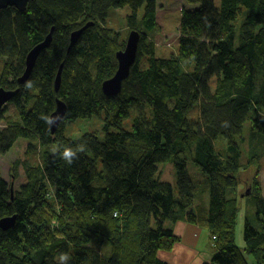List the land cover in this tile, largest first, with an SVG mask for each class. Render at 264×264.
<instances>
[{
  "label": "trees",
  "instance_id": "16d2710c",
  "mask_svg": "<svg viewBox=\"0 0 264 264\" xmlns=\"http://www.w3.org/2000/svg\"><path fill=\"white\" fill-rule=\"evenodd\" d=\"M186 1L195 6L181 10L179 42L168 57L155 56L154 44L147 43L146 33L157 25L156 0H31L23 11L0 8V87L17 90L8 102L18 112L8 121L6 106L0 108L6 122L0 154L21 138L42 147L87 146L71 165L59 153L25 165L26 181L15 190L0 174V220L15 217L12 227L0 228V264H56L61 252L70 254L69 264H168L158 251L180 239L165 222L198 221L187 153L209 180L200 219L215 253L202 264H264V198L249 189L259 227L245 220L239 245L238 198L228 192L241 168L234 138L249 117L248 145L264 153V0ZM123 7L129 9L126 35H140L137 55L121 91L106 96L102 82L115 74L126 35L105 22L111 8ZM87 22L69 47L71 33ZM51 28V42L26 80L34 87L27 90L17 79L28 52ZM57 99L66 112L52 134L40 116L50 117ZM194 107L197 118L191 119ZM93 116L103 119V139L64 134L68 122ZM220 136L228 141L223 153L214 145ZM162 163L172 165L176 193L158 177ZM92 243L107 245L111 254L102 256Z\"/></svg>",
  "mask_w": 264,
  "mask_h": 264
},
{
  "label": "rangeland",
  "instance_id": "374dc122",
  "mask_svg": "<svg viewBox=\"0 0 264 264\" xmlns=\"http://www.w3.org/2000/svg\"><path fill=\"white\" fill-rule=\"evenodd\" d=\"M218 4L220 0H215ZM195 5L188 4L186 0H156V28L155 31L146 33L147 43L152 42L153 49L155 50V56L168 57L171 53H174L175 48L179 42V19L180 13L183 8H193ZM129 13L128 7L123 8H111L109 10L108 17L106 18L105 25L109 28H113L119 33L126 35L127 27L125 23V16ZM243 18V13L240 14L235 21V25L239 26ZM129 33V32H128ZM127 33V35H128ZM126 35V38H127ZM139 43V42H138ZM4 58L0 57V73L3 70ZM2 75V73H1ZM6 117L7 120H15L18 118V112L14 104L7 102ZM198 108L194 107L189 114L191 119L197 118ZM103 117V116H102ZM125 119L122 123L124 127H131L132 118ZM250 118V117H249ZM249 118L243 124L241 136H235V141L238 142V146L241 151V168L237 173L238 184L235 189H229V196L235 194L238 198L239 212L238 220H242V226L245 220H249L258 228L259 221L257 222L255 214V203L252 195L245 194L247 189L255 191L264 198V153L251 149L248 145L249 135ZM6 121V120H5ZM131 123V124H130ZM6 122L0 121V125H4ZM84 133H95L100 139L104 138L103 133V119L98 116L91 118H79L68 122L64 126V134L71 139H78ZM241 137L244 139L241 140ZM215 141V149L220 153L226 150L228 141L225 138L218 137ZM55 144H51L47 147H42L34 139H18L15 141L11 149L0 154V174L4 180H6L13 190L18 189L25 183L24 166L28 164H40L46 154H51L52 149L55 148ZM252 151V152H251ZM257 157H252L256 156ZM187 157V169L191 179L194 181L197 187V200L195 203V211L202 214L204 208L208 207V177L202 173L200 168L196 166L189 155ZM159 173L158 177L162 180L172 183L174 192H177L175 184V173L170 163H162L158 165ZM256 183V184H255ZM258 187V189L256 187ZM243 195V196H242ZM245 212L243 214L242 212ZM171 222H165V226H171ZM91 246L95 247L98 253L107 257L111 254L110 248L107 245H97L92 243ZM160 252V250L158 251ZM212 258V257H211ZM211 258L204 259V262H209ZM202 264V263H199Z\"/></svg>",
  "mask_w": 264,
  "mask_h": 264
},
{
  "label": "water",
  "instance_id": "95a60500",
  "mask_svg": "<svg viewBox=\"0 0 264 264\" xmlns=\"http://www.w3.org/2000/svg\"><path fill=\"white\" fill-rule=\"evenodd\" d=\"M31 0H0V8H6L8 6H13L19 11H23L26 8L27 3ZM92 24V22L85 23L81 28L73 31L70 35V46L71 47L79 38L81 33ZM52 29L46 35L44 40L36 44L27 54L25 59V69L22 75L17 79L18 83L24 84L29 77L31 70L34 67L37 56L41 50L47 48L52 39ZM140 39L139 32L136 30H131L127 35L125 47L116 53L117 59V70L115 74L102 82V91L106 96L117 95L121 91L122 82L128 77L130 68L134 63L137 55L138 42ZM61 70L62 64L59 66L55 77V91H57L61 82ZM17 90H6L0 87V108L4 106L11 98L16 94ZM66 105L63 101L57 99L55 110L51 113L50 117L59 116L60 119L54 127H50L51 133H55L59 124L65 116ZM250 190L247 189L245 194H249ZM243 196V195H242ZM15 217L2 218L0 220V228L8 229L13 226Z\"/></svg>",
  "mask_w": 264,
  "mask_h": 264
},
{
  "label": "crops",
  "instance_id": "0c3cea01",
  "mask_svg": "<svg viewBox=\"0 0 264 264\" xmlns=\"http://www.w3.org/2000/svg\"><path fill=\"white\" fill-rule=\"evenodd\" d=\"M195 211V206H194ZM198 215L196 223L178 221L172 226L173 232L179 237V241L170 250H160L158 257L168 264H199L204 259L211 258L215 249L206 226L200 219L205 216L204 211ZM245 214V212H242ZM242 220H237L236 242L242 245Z\"/></svg>",
  "mask_w": 264,
  "mask_h": 264
},
{
  "label": "clouds",
  "instance_id": "9594fccd",
  "mask_svg": "<svg viewBox=\"0 0 264 264\" xmlns=\"http://www.w3.org/2000/svg\"><path fill=\"white\" fill-rule=\"evenodd\" d=\"M25 89L31 90L34 87V84L31 80L26 81L24 85ZM40 119L44 120L49 127H54L60 117H49L48 115L41 114ZM87 146L85 143L77 144L75 147L72 146H57L52 149V153H59V157L65 161L68 165H71L74 160L79 158V154L86 152ZM56 264H69L71 256L67 252H61L56 256Z\"/></svg>",
  "mask_w": 264,
  "mask_h": 264
}]
</instances>
